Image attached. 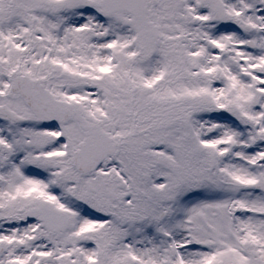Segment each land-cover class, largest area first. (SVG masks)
<instances>
[{"label": "snow or ice", "instance_id": "snow-or-ice-1", "mask_svg": "<svg viewBox=\"0 0 264 264\" xmlns=\"http://www.w3.org/2000/svg\"><path fill=\"white\" fill-rule=\"evenodd\" d=\"M0 264H264V0H0Z\"/></svg>", "mask_w": 264, "mask_h": 264}]
</instances>
